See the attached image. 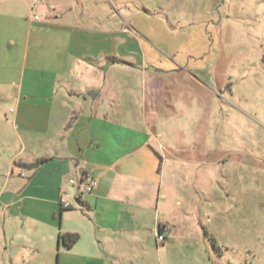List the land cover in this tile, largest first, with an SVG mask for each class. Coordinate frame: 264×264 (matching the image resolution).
Wrapping results in <instances>:
<instances>
[{
	"label": "crops",
	"instance_id": "obj_1",
	"mask_svg": "<svg viewBox=\"0 0 264 264\" xmlns=\"http://www.w3.org/2000/svg\"><path fill=\"white\" fill-rule=\"evenodd\" d=\"M24 3L0 69V264H193L264 164V67L231 48L236 5Z\"/></svg>",
	"mask_w": 264,
	"mask_h": 264
},
{
	"label": "rangeland",
	"instance_id": "obj_2",
	"mask_svg": "<svg viewBox=\"0 0 264 264\" xmlns=\"http://www.w3.org/2000/svg\"><path fill=\"white\" fill-rule=\"evenodd\" d=\"M202 1L197 0L200 7ZM229 1H232L238 9V15L234 14L232 20L238 21L237 26L233 27V32L239 43H232L231 48L234 47L238 52L254 53L256 58L258 56L261 58L264 67V0H215L216 18L227 17L228 9L224 3L227 5ZM27 13L24 0H0V69H2V59L10 52L17 53L20 49L22 53L20 45L24 44L26 32L18 24L20 22L17 18L26 17ZM11 38L16 39L14 48L9 43ZM191 47L193 50L192 45ZM175 52L177 55H182L183 46L176 45L171 53ZM169 62L177 67L180 65L174 58H169ZM5 104L0 107L2 114L12 119L14 115L10 112V106ZM182 116V118L186 117ZM252 141L256 142V146L260 144L264 154V138L260 141ZM262 159L264 160V155ZM260 167L262 170L256 172V175L246 173V197L239 204L231 202L228 204L224 231L219 235H205L211 249L197 252V259L193 252V264H199V260L204 261L203 264H264V164ZM250 180L251 187L248 186ZM256 182L257 185L254 187ZM174 256H177V252ZM176 260L181 259L176 258ZM194 260L197 262L194 263Z\"/></svg>",
	"mask_w": 264,
	"mask_h": 264
},
{
	"label": "built area",
	"instance_id": "obj_3",
	"mask_svg": "<svg viewBox=\"0 0 264 264\" xmlns=\"http://www.w3.org/2000/svg\"><path fill=\"white\" fill-rule=\"evenodd\" d=\"M45 17H47V15H45V14L43 16L36 15V16H34V21L39 22L42 18H45ZM71 184H75V182L71 181ZM81 184L84 186L85 191L87 193H92L95 189L96 182H95V179L93 178L92 175L84 174L82 177ZM63 205L66 208L69 207V205L67 203H65L64 201H63ZM164 240H165L164 235L159 233L158 234V241L161 243V242H164Z\"/></svg>",
	"mask_w": 264,
	"mask_h": 264
},
{
	"label": "trees",
	"instance_id": "obj_4",
	"mask_svg": "<svg viewBox=\"0 0 264 264\" xmlns=\"http://www.w3.org/2000/svg\"><path fill=\"white\" fill-rule=\"evenodd\" d=\"M36 166V165H35ZM79 241L77 234H60L58 237V249H71Z\"/></svg>",
	"mask_w": 264,
	"mask_h": 264
}]
</instances>
